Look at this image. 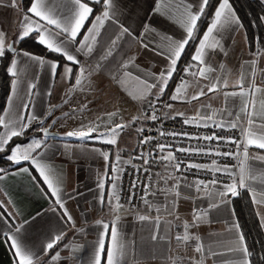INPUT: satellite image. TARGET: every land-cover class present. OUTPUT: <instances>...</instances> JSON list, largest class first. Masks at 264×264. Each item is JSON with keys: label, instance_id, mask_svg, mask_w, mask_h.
<instances>
[{"label": "crops", "instance_id": "1", "mask_svg": "<svg viewBox=\"0 0 264 264\" xmlns=\"http://www.w3.org/2000/svg\"><path fill=\"white\" fill-rule=\"evenodd\" d=\"M54 2L59 5L58 14L62 15L68 0H54ZM200 2L201 0H114L112 11L119 23L105 21L100 29V35L93 43L91 54L77 53L78 43L68 46V51L77 57L79 64H72L61 53H56L65 61L60 71L56 59L27 51L47 62L45 66H41L23 56L25 50L17 46L21 34L20 21L23 14L27 13L31 0H18L20 8L17 9L0 6V31L5 33L6 44L11 38L15 39L17 50L13 53L12 59L18 60L19 73L17 77H12V80H17L16 89L13 91L11 81L10 92L2 113L5 122L9 123V128L1 125L0 134L12 129L19 130L20 123L28 122L29 113L35 114L37 120L42 121L38 127L39 131L48 125L52 126V130L62 133L82 127L84 130H87V127H96L93 137L103 132L108 134L105 138H109V129L114 124L128 125L119 133L117 143L114 145L95 138L80 140L66 135L46 136L43 133L32 136L28 142L21 144L25 146L34 139L42 141L41 148L32 155L52 169L50 175L57 181L64 208L67 209L72 220L68 221L63 215L64 209L55 203L56 197L52 195L30 161L22 160L18 166L0 168V175L4 177L0 180V204L11 218L10 221L0 209V264H14V261L18 264L9 236L17 237L24 249L34 254V264H37V258L39 264H92L99 236L105 232L103 223L109 225L104 235L105 249L101 255L102 264H106L107 245L113 222L116 223L118 232L128 249L126 264H191L189 260L183 259L185 256H195L202 260L203 264H228L229 261L239 259V253L229 252L228 249L236 247L238 234L242 235V232L239 227L237 233L234 227L239 224L234 214L231 194L226 197L219 195V192L225 190L221 185L206 186L190 179L171 178L153 173L146 199L152 205L151 208L145 203L144 207L136 209L112 199L111 205L117 203L122 205L118 212H114L109 203L108 193L112 190L113 178H119V171L112 170L113 165L117 166L118 163L129 160L138 150V129L145 123V119L143 123L142 118H144L146 99L150 96H166L170 99L177 86L182 83V81H173L174 74L182 61L186 60L195 65L191 72L198 73L199 69L206 66H211L214 71L207 73V79L198 75L193 77L190 74V80L183 81L188 84L187 89L183 91V99L178 101L170 99L173 107L167 111V115L178 120L191 119L211 124L227 120L236 121V116H229L228 112H238L242 106V99L249 100V110H252L251 92L254 85L261 89L255 94V112L258 117L264 116V41L261 46L252 49L243 26L236 30H233L235 26L228 27L221 30L220 34L214 33L220 46L215 50L206 49V64L192 61L191 58L195 55L213 17H208V6L197 21L194 38L185 46L164 93L161 94L158 88L146 90L137 81L139 77L140 80L154 84L157 82L153 78L154 74L158 76L169 67L171 43L182 42L187 38L186 30L181 23L186 19L185 9L196 11ZM157 3L160 7L159 12L154 11ZM97 4L89 0L93 12L78 34L77 42L84 39L88 28L92 26V21L103 11L101 4L94 14ZM218 5L219 3L216 7ZM27 14L32 16L31 13ZM33 19L40 24H46L38 17ZM206 20L207 24L203 27ZM121 24L127 27L132 35H121ZM145 24L150 26L151 31L145 29ZM33 34L38 40V33L33 32ZM168 37L172 40L169 41ZM113 41L116 42L115 45ZM141 41L149 47L143 48ZM189 48H191L190 55L186 59L184 55ZM109 50L112 54L107 56V59H102ZM253 60L256 61L255 75L252 74ZM51 63L58 65L54 76L50 68ZM66 65L73 69L70 77L65 75ZM80 68L85 69L83 86L74 87ZM224 78L228 80V87H221ZM238 80L249 96L230 97L226 101L225 92L241 90L240 87L233 86ZM212 84L217 85L218 91L208 92L207 88ZM29 85H34V88L30 89ZM201 88L207 95L199 99H191ZM10 96L11 101H9ZM133 96L138 98L133 99ZM24 104H28L29 107L24 108ZM221 109L228 111L221 112ZM65 113L68 115L65 116ZM110 113L116 115L110 116ZM213 113L216 115L212 120L199 119V116ZM21 116H24L25 120L21 121ZM133 117L136 118L135 122ZM237 124L241 130L249 127L247 117L243 114ZM259 131L264 130H258V133ZM244 139L243 135L236 182L239 180L241 161L245 159ZM102 153H107V161ZM248 155L264 156V149L249 145ZM248 164L252 166L257 176L256 180L249 181L253 185V190L244 188L253 202L254 195L257 199L261 198L264 164L259 159H249ZM21 168H28L29 171L21 172L19 171ZM101 182L104 184L103 189L99 187ZM115 183L118 191V179ZM177 184H179V197H176L174 192L165 196L161 191L174 189ZM102 193L103 202H101ZM212 204L218 207L213 208ZM173 207L174 212H172ZM254 208L264 230V205L254 204ZM170 212L172 214H169ZM204 212H207V215L188 230L199 236L200 243L204 245V253L198 254L194 252L196 241H189L188 245H183L175 239V236L184 233L183 225L185 222H192L194 213ZM140 216H148L150 219L140 220ZM157 217L160 218L159 225L156 222ZM98 220L102 221L101 225L96 224ZM17 228L20 229L19 232L16 231ZM60 234H63V238L46 255L43 251L44 247ZM153 235L163 239L152 240ZM65 244L69 247L65 248ZM57 252L60 253V259L53 261L51 257ZM122 264H124L123 259Z\"/></svg>", "mask_w": 264, "mask_h": 264}, {"label": "snow or ice", "instance_id": "2", "mask_svg": "<svg viewBox=\"0 0 264 264\" xmlns=\"http://www.w3.org/2000/svg\"><path fill=\"white\" fill-rule=\"evenodd\" d=\"M94 4H102L103 11L95 17V19L92 21V26L88 28L87 33L84 35V39L77 42V36L80 33L81 29L85 25V21L89 19V16L93 12V7L89 6V0H68V3L64 6L65 11L64 13L58 14L59 5L55 4L54 0H31V5L27 9V13H31L32 16H29L27 13L23 14V17L20 21V28H21V34L18 37V41H22L25 38L30 37V34L33 32L38 33V42L42 45H45L51 52L54 53H61L64 58L67 61H70L72 64H79V60L77 57L73 54H71L68 51V46H70L73 43H78V47L76 48V52H84L85 55L91 54L93 51V43L96 42L97 36L100 35V29L103 27L105 21H112L115 23H119L115 18V13L112 11L114 7V0H91ZM209 0H201L200 6L196 11H191L189 9H185L187 15L186 19L181 21L182 26L185 28L187 33V38L183 39L182 42L179 41H173L169 47V56L168 59L170 61L169 67L162 71L158 76L154 74V79L157 81L156 83H148L146 80H140L139 77H137V81L144 86L146 90H151L153 88H158L159 92L161 94L164 93L165 88L168 84V80L172 78L173 73L176 69V66L178 64L179 59L181 58V54L185 49V46L189 43L191 39L194 38V32L197 28V21L199 20L200 16L205 13V8L208 6ZM0 6L2 7H11L14 9L20 8V5L18 4V0H0ZM155 12L160 11L159 4L157 3V7L154 9ZM33 17H38L39 20L45 21L46 24H40L38 21L33 19ZM47 26H54L53 28H49ZM233 30H236L240 27H242L240 20L238 16L236 15L235 11L232 8V5L230 4L229 0H220L218 7H216L214 15L212 17L211 23L209 27L207 28V31L204 33L203 39L200 40L199 47L196 49L195 55L192 56V61H196L199 64H206L205 61V55H206V49L215 50L220 46L219 40L215 38L214 33L220 34L221 30H224L228 27H233ZM145 29L151 31V28L148 24L144 25ZM120 33L121 35H132L130 30L127 27H124L122 24L120 25ZM141 35H144V33H141ZM169 41L172 40L171 37L167 38ZM211 40V43L209 41ZM91 41L92 43H89ZM113 45H115V41L112 42ZM141 46L145 49L149 47L148 44L143 43L141 41ZM7 52H16L15 48L13 47V44L7 43L5 41V33L3 31H0V57H5ZM111 50L108 51L107 55L105 57H102V59H107V56H110ZM16 55H20V53H16ZM23 56L28 57L30 60L39 63L41 66L46 65V61L41 58L34 55H31L29 52L24 51L22 53ZM253 66V72L252 74L255 75V63L256 61L253 60L252 62ZM58 65L56 63H51L50 68L53 76L56 74ZM99 67V65H97ZM124 67H127V65H124ZM195 67L193 64H189L187 68H185V73L191 74L193 77H199L207 79V73L214 71V69L211 68V66H206L201 69H199L198 73L196 72H190V69ZM85 69L80 68L79 76L76 79L75 86H83L82 85V78L84 74ZM7 72L12 77L18 76V60L16 58H13L11 60L10 66L7 68ZM73 72L72 67L65 66V75L71 76ZM130 75V74H129ZM220 79V78H217ZM17 85V80H12V88L13 91H15ZM228 80L226 78L223 79L221 87H228ZM234 87H240L239 92H225L224 98L227 101L230 97H240L245 98L249 96V93L246 92L241 85L240 81L238 80ZM188 87V84L186 82H183L177 86L174 94L170 97L172 101H178L183 99V91L186 90ZM29 88H34V85H29ZM208 92H215L218 91L217 85L212 84L208 86L207 88ZM261 89L256 88L254 85L252 86V110H249V100L242 99V106L240 107L239 111L236 113L228 112L229 116L235 115L237 120H227V121H221L215 124V127L217 128H231L235 129L237 128L238 124L237 121L241 118V115L247 117V123L249 127L247 129H243V135L245 137L244 139V152H245V159L241 161L240 164V174H239V180L236 182L235 177H233L234 182L229 185H225V190L219 192L220 197H226L229 194L231 196H237L238 195V189L246 188L249 190H253V185L249 183L250 180H256L257 176L254 174L252 166L248 164L249 159H259L262 164H264V156H254L250 157L248 155V147L249 145H255L256 147L260 149H264V131L258 130H264V116L258 117L255 112V94L257 92H260ZM207 95V93L204 91L203 88L200 89L199 92H197L196 95L192 96L191 99H199V97ZM138 97L133 96V99H137ZM12 97H9V101H11ZM28 104H24V108H28ZM166 107L172 108V104H167ZM51 110V109H50ZM221 112L228 111L227 109H221ZM65 116L68 114L65 113ZM110 116H115L116 113H110ZM177 115L182 116L183 113H177ZM216 113H213L212 115H204L199 116V119L201 120H212ZM149 119L156 120L157 116L155 114V110L153 111V114L149 117ZM196 119V118H193ZM20 120H25L24 116L20 117ZM34 120H37V116L33 113H29L27 116L26 123H20L19 130L12 129L7 133L0 134V152L5 151V146L8 145L9 141L12 140L13 137H20L25 134V130L29 128L30 123ZM136 118L133 117V122H135ZM191 119H185L184 123L188 124L191 123ZM0 125H3L5 128H9V123L5 122L4 116H0ZM128 125L126 124H120L116 123L114 126L109 129L110 136L109 138H105L108 136L107 133H99L96 137H93V133L96 132V127H87V130H84L82 127L81 129H76L73 131H69L65 133L68 137H76L80 140H87L90 138H95L102 140L104 143L107 144H116L117 143V136L125 127ZM207 126V125H206ZM45 135H47V129H42ZM138 131H143V129H138ZM161 135H164V133H161ZM168 135L176 136L177 133H168ZM187 135V134H183ZM150 137H145L143 140L140 141L141 144L148 143L150 140ZM200 139L213 141V140H222L228 143H237V146H239L238 142L233 140L231 137H220L216 134L204 136ZM42 141L40 140H33L31 143L21 146L17 145L16 147L12 148L11 154L7 155V160L11 161L13 164L19 165L21 161H30L32 166L36 168V170L39 172L40 176L43 178L44 183L47 185L48 189L51 191L52 195L56 197L55 203L60 206V208L64 209L63 215L67 217L68 221L72 220V217L68 214L67 209L64 208V203L60 197V189L57 187V181L56 179L50 175L52 172V169L47 165L41 162V159H37L32 155L33 152H35L37 149L41 148ZM160 152L163 153L165 150L166 145L159 144L157 145ZM170 147V146H169ZM178 152L183 153H192L195 152L196 154H200L204 152V149L198 148V149H188V148H178L176 149ZM104 156V159L108 160L107 153H102ZM217 155H223L225 157L232 156L233 153L225 152V153H217ZM41 157H43V154H41ZM119 160V157L117 158ZM162 160L168 161L169 164L175 168L176 171L181 170V162H177V158L174 155L172 151H168L167 155L161 157ZM145 164L149 163V161L145 160ZM213 164H215V161H213ZM187 169L192 168H202L203 165H198L195 163H189L186 165ZM112 170L114 172H118L119 169L116 165H113ZM219 170V169H217ZM225 174L232 177L233 173L228 165H224L223 169ZM21 172L27 173L29 171L28 168H21L19 169ZM4 177L0 175V180H2ZM116 179L118 177L113 178V185L112 190L108 193L109 196V203L112 207V210L114 212H118L119 209L122 207L119 203L116 205H111V200L115 199L117 202L119 201V195L116 191L117 185L115 183ZM203 183V182H199ZM210 184H217L218 181L216 179H213L209 182ZM132 188H135L137 186V182H132ZM197 189L199 190V184L196 185ZM99 187L101 189L104 188L103 182L99 184ZM149 185L145 184V192L148 193ZM191 187V185L189 186ZM206 187V186H205ZM179 184L175 186L174 189H162L161 191L165 194V196H168L170 193L174 192V195L176 197L180 196ZM261 198L257 199L255 195L253 196V203L257 205H264V181H262V187L260 189ZM132 197H129V200H131ZM141 199H144V197H141ZM101 202H103V193L101 194ZM148 206L151 208L152 205L148 203L147 200L144 201ZM224 202L223 200L221 201ZM174 204V201L172 202ZM0 207H3L2 204H0ZM211 207L215 208L218 207L216 204H212ZM159 211V209H157ZM175 211V208L173 207L172 212ZM170 212L169 214H172ZM39 215V213H38ZM207 212H204L203 214L200 213H194L193 220L191 223L185 222L183 227L185 229L184 233L182 235L177 234L175 236V239L183 245H188L189 241H196V246L194 248V252L198 254L204 253V245L200 243V237L196 236L192 233H190L188 230L196 226L203 218V216H206ZM178 218V217H177ZM117 219L119 217L117 216ZM140 220H148L150 217L148 216H140ZM160 218H156V222L159 225ZM97 225H101L102 221H96ZM103 229L105 232H102L99 236L97 245L95 246V252L92 264H102L101 255L104 252L105 249V239L104 235L109 229V225L106 223L102 224ZM234 227L237 230V233H239V226L234 225ZM17 232L20 231L19 228L16 229ZM82 231V230H81ZM63 238V234L57 235L55 239L51 240L46 244L43 251L45 254H48V251L53 249L54 246ZM152 240L163 239L162 237H157L156 235H153ZM9 240H11V247L15 250L14 254L18 259V264H34V254L30 251H26L22 244L19 242V239L17 237H8ZM65 248H68L69 245L65 244ZM229 252L239 253V259L236 261H229L228 264H251L249 257L252 255V253L249 251V249L245 246V238L243 235L238 234L237 238V244L236 247H229ZM128 255V249L126 244L123 242V239L120 236V233L118 232L116 223L113 222L111 226V232H110V240L107 245V260L106 264H122V259L124 260V264H126V258ZM212 255H216V253H212ZM53 261L60 259V253L57 252L55 255L51 257ZM183 259L189 260L191 264H203V261L200 259H197L195 256L193 257H183ZM14 264H16V261H14ZM37 264H39L38 258H37Z\"/></svg>", "mask_w": 264, "mask_h": 264}, {"label": "built area", "instance_id": "3", "mask_svg": "<svg viewBox=\"0 0 264 264\" xmlns=\"http://www.w3.org/2000/svg\"><path fill=\"white\" fill-rule=\"evenodd\" d=\"M189 64L186 60L180 63L174 74L173 81L179 82L182 81V78L183 81L190 80L191 75L184 71ZM167 104H172V102L166 96H150L145 101L143 110L145 123L140 128L143 131H139L138 150L124 163L119 171L117 192L119 202L123 205L136 209L145 205L144 201L147 199V194L144 185L150 186L153 173H159L171 178L190 179L197 183L203 182L202 185L206 186L213 185L209 183L213 179H216L218 181L217 184L223 187L234 182L233 177H235L243 143V134L240 126L235 129L217 128L215 124L194 120L186 124L184 123L185 120H178L167 115V111L170 110V108L166 107ZM154 110L157 119H149ZM161 133H164V135H161ZM168 133H177L178 135L172 136L168 135ZM213 134L225 138L231 137L238 142L239 146H237V143H228L222 140L208 141L200 139ZM145 137H150L151 139L148 143L141 144L140 141ZM158 143L166 145L163 153L157 147ZM178 148H202L204 152L186 154L176 151ZM168 151H172L177 158V162H181L180 171H176L168 161L161 159L162 156L167 155ZM225 152L233 153V155L227 157L217 155V153ZM145 160L149 161V163L145 164ZM213 161H215V164H213ZM189 163L203 165L204 167L187 169L186 165ZM224 165L230 167L233 173L232 177L224 173L222 170ZM133 181L137 182L135 188L131 186ZM129 197H132V199L129 200ZM141 197H144V199H141Z\"/></svg>", "mask_w": 264, "mask_h": 264}, {"label": "trees", "instance_id": "4", "mask_svg": "<svg viewBox=\"0 0 264 264\" xmlns=\"http://www.w3.org/2000/svg\"><path fill=\"white\" fill-rule=\"evenodd\" d=\"M25 1V0H24ZM220 0H209L208 17H212ZM238 15L242 26L246 33L247 41L252 49L261 46L264 41V0H229ZM101 4L95 5V12L99 9ZM207 24L204 22L203 27ZM19 49L29 51L41 56L56 59L59 62V71L64 64V59L51 52L47 47L40 44L32 33L30 37L25 38L17 43ZM189 48L185 53V58L188 59L190 55ZM13 53L7 52L5 57H0V116L5 109L7 98L10 92L12 76L7 72L10 66ZM42 121L35 120L25 134L20 137H13L5 146V151L0 152V168L15 167L11 161L7 160V155H10L11 149L18 143L27 142L32 136L41 134L38 130ZM0 125V131H1ZM20 165V164H19ZM232 206L235 217L238 221L242 235L245 238V243L252 255L249 257L251 264H264V230L260 223L259 217L254 208V204L250 198L248 191L244 188L238 189V195L232 196ZM2 213L11 221L10 216L3 207H0Z\"/></svg>", "mask_w": 264, "mask_h": 264}, {"label": "water", "instance_id": "5", "mask_svg": "<svg viewBox=\"0 0 264 264\" xmlns=\"http://www.w3.org/2000/svg\"><path fill=\"white\" fill-rule=\"evenodd\" d=\"M9 43L13 44V47L15 48V50H17V46L15 45V39L14 38H11ZM11 53H14V52H11ZM51 127H52L51 125H48L44 128V129H47V135L46 136H59L60 137V136L65 135V133L52 130ZM42 133L44 134L43 131H42Z\"/></svg>", "mask_w": 264, "mask_h": 264}, {"label": "rangeland", "instance_id": "6", "mask_svg": "<svg viewBox=\"0 0 264 264\" xmlns=\"http://www.w3.org/2000/svg\"><path fill=\"white\" fill-rule=\"evenodd\" d=\"M143 119V123H144V118H142ZM139 126L141 127L142 125H141V122L139 123ZM239 126V125H238ZM35 136V135H34ZM30 140V139H29ZM28 140V141H29ZM27 141V142H28ZM26 143V142H25ZM21 144H24V143H18V144H16V145H14L12 148H14L15 146H17V145H21ZM12 150V149H11ZM10 154H11V152H10ZM239 161H240V157H239ZM126 162V161H125ZM125 162H123V163H118V165H117V168L119 169V171L121 170V168L123 167V165H124V163ZM238 165H239V163H238ZM237 168H238V166H237ZM237 173V169H236V171H235V180H236V174ZM118 185H119V183H118ZM144 207V206H143Z\"/></svg>", "mask_w": 264, "mask_h": 264}]
</instances>
